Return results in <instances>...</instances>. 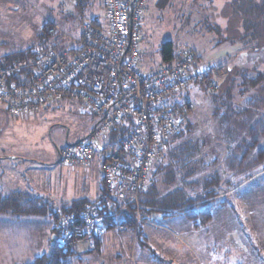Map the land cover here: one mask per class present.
<instances>
[{"label": "rangeland", "instance_id": "1", "mask_svg": "<svg viewBox=\"0 0 264 264\" xmlns=\"http://www.w3.org/2000/svg\"><path fill=\"white\" fill-rule=\"evenodd\" d=\"M101 1L0 0V57L37 46L38 36L44 32L45 20L73 37L79 36L84 21H94L106 27ZM228 1L171 0L159 7L156 0H148V9L139 29L140 68L148 72L164 65L160 49L165 41H171L175 49H193L200 58L199 66H229L233 72L250 66L247 58L240 59L243 53L250 51V37L242 34V28L238 33V19L228 15ZM214 23L218 24L217 30L211 29ZM45 38L46 41H56L53 36L45 35ZM258 67L263 69L264 65ZM204 93V88L187 87L172 95L178 101L177 105L182 106L186 99L189 105H194L193 113H186L183 105L185 115L182 116V120L186 119L191 124L192 131L208 121L204 112L207 109ZM97 119L76 99L49 104L28 116H10L0 108V187L4 193L27 190L35 195L52 191L53 188L47 185L45 188L42 179L40 182H25L33 175L32 171H27L38 168L43 174L35 176L45 175V178L50 177L53 171L65 172V168L58 164L55 170L43 172L39 164L54 166L59 159L57 149L65 144V140L74 142L86 138ZM232 120L236 125L235 118ZM238 125L236 133L239 132ZM114 145L109 134H105L94 142V149L107 155L109 147ZM211 150L214 153L212 158L217 162H208L205 169L220 173L222 150L220 146ZM96 158L94 156V162ZM165 161L162 158L155 165L156 171L166 164ZM251 162L250 156L245 159L242 169L245 175L242 177H237L236 166L228 170L232 173L228 177L221 171L222 176L225 175L221 188H231L220 192L218 198L225 199V203L214 207L207 225L194 227L183 217L166 218L158 211L150 212L145 222L147 213L142 211L138 197L139 208L136 205L133 208L140 220L141 242L133 230L119 226L115 230L104 231L94 248L89 240L76 245L79 260L75 264H264V165ZM10 173L22 176L24 182H12ZM246 176L249 177L238 181ZM236 182L241 183L236 185ZM38 198L57 214L55 220L48 213L43 215L44 223L55 225L63 212L56 210L50 196Z\"/></svg>", "mask_w": 264, "mask_h": 264}, {"label": "built area", "instance_id": "2", "mask_svg": "<svg viewBox=\"0 0 264 264\" xmlns=\"http://www.w3.org/2000/svg\"><path fill=\"white\" fill-rule=\"evenodd\" d=\"M102 6L106 27L84 21L79 36L73 37L45 20L44 33L56 38L52 45L33 50L28 59L0 61V108L8 115L28 116L49 104L76 99L100 117L84 140L59 150L65 166H87L95 155L94 142L131 120L124 138L103 155L107 199L98 198L78 213L58 217L55 240L62 253L102 236L112 201L120 209L139 208L137 199L149 170L161 157L165 139L177 131V117L183 111V105L166 107L169 96L193 83L209 93L219 88L217 71L199 66L188 49H177L171 63L154 70L140 68L139 29L148 0H102ZM139 221L136 214V225Z\"/></svg>", "mask_w": 264, "mask_h": 264}, {"label": "trees", "instance_id": "3", "mask_svg": "<svg viewBox=\"0 0 264 264\" xmlns=\"http://www.w3.org/2000/svg\"><path fill=\"white\" fill-rule=\"evenodd\" d=\"M170 1L156 0V6L163 7ZM228 6L230 11L228 15H234L238 19V29L236 28L238 33L240 34L242 28V34L247 38L250 37V51L243 53L240 59L247 58L251 65L240 67L234 72L229 66L215 67L216 81L219 84L216 94H209L200 83L189 86L205 89L207 109L204 112L208 121L206 125L192 131L191 124L186 119L182 120L185 113L181 112L182 115L177 121V131L169 134L172 136L168 135L163 143V152L158 162L163 158V160L166 159V164L161 168L159 166L157 171L156 167H153L151 177L139 195V203L144 214L158 211L166 218L182 216L194 227L205 226L211 218L214 207L225 203V199L218 196L222 190L227 192L231 188H221L223 187L221 180L225 175L228 177L232 174L228 170L236 166L235 170L238 169L239 173L235 172V174L237 177H242L245 175L242 170L243 163L249 156L253 163L264 165V68L258 67V65H264V0H229ZM91 22L93 25H98L94 21ZM211 29L217 30L218 24L214 23ZM43 33L38 36L37 46L13 51L0 57V61L7 63L28 59L33 50L45 49L52 45L54 42L46 41V34ZM177 49L171 41H165L161 45L160 58L164 65L173 61ZM182 49L192 51L199 64L200 58L193 49ZM173 94L169 96L166 107L178 104ZM189 104L187 99L183 101L186 113H193L194 105ZM231 118H235L236 125L239 124L238 133L235 132L236 125ZM130 121L129 119L127 123ZM127 125H119L110 131L112 143L116 144L118 140L124 138L128 132ZM219 146L222 150L220 160L223 164L221 171L225 173L224 176L221 171L220 173L209 172L205 169L208 162L212 164L217 162L216 158H212L214 153L211 149H217ZM208 158L212 159L207 160ZM160 177L162 178L159 180ZM240 183L236 182V185ZM99 198L107 199V196L103 194ZM112 202L114 208L106 210L104 230H115L122 226V228L133 230L137 240L141 242L140 227L135 223L136 213L133 205L120 209L118 203ZM84 204L80 200L74 201L62 212L63 214L78 213ZM53 211L47 204L45 205V202L30 193L9 192L6 194L0 187V214L20 217L48 213L55 220L57 214ZM57 220L58 218L55 224ZM53 235H56V228L53 229ZM99 240L100 237H97L92 241L98 245ZM78 260L74 249L62 253L54 239L53 244L49 243L47 252L23 264H75Z\"/></svg>", "mask_w": 264, "mask_h": 264}, {"label": "crops", "instance_id": "4", "mask_svg": "<svg viewBox=\"0 0 264 264\" xmlns=\"http://www.w3.org/2000/svg\"><path fill=\"white\" fill-rule=\"evenodd\" d=\"M98 26L103 27L100 25ZM99 120L100 117H98L97 121L94 123V126ZM84 139L85 137L79 138L74 142H67L65 140V144L72 145ZM120 140H118V142ZM118 142L115 144V146L118 144ZM62 147L57 149L58 154H59V150ZM103 155H105L104 151L95 152L94 156H97L96 158L97 161L94 162V159H92L87 166H81V165L74 167L65 166L60 162V159H58V162L54 166L48 164L46 165L39 164V166H41L40 169L43 170V172L44 170L46 171L53 169L55 170L56 167H58L56 166L57 164L61 167H64L65 172L57 170L56 172L53 171L51 176L48 178H45L44 177L45 175H43L42 177L41 176L36 177L35 175H37V173L40 175H42L43 173L41 174L38 168L35 169L31 168L30 170L27 171V173L29 171L30 172L32 171L33 175L29 173L32 175V177L30 180L26 179L25 182H32V183L40 182L39 180L42 179V182L45 183V188L46 185L49 188H53L51 189L52 191L49 192L47 191L46 193L44 192L34 193L35 194L34 196L36 197L41 195H43L44 197H46L47 195L50 196L52 198V201L54 202L55 205L54 207L57 208L56 210L64 211V209L70 206L72 202L77 200L84 202L85 203L84 206H85L86 204L93 202L94 200L98 199L104 194L103 186H102V170H101L103 163ZM159 160L160 159H157L153 162V165L149 170V174L147 176L146 182L150 179L151 171L153 170V167H155V165L158 163ZM9 175H10V179L11 177H13V179H11L12 182H24L22 176H17L15 173L14 174L10 173ZM30 190L33 191L34 188L31 189L30 187ZM75 191L78 192L76 195H73ZM19 192L30 193L31 195H33L30 191L27 190H19ZM71 192L72 194H70ZM68 195L70 197H68ZM148 214L144 216L145 222ZM43 215L45 214L14 217L9 214H0V264H23L30 261L33 257L48 251L50 238L53 235V229L55 228V225L52 224L49 226L46 225L44 223L45 216ZM50 218L53 219V217ZM104 231H105L104 233H106L107 230ZM89 241L92 242L93 248L97 246L94 244L92 240Z\"/></svg>", "mask_w": 264, "mask_h": 264}, {"label": "water", "instance_id": "5", "mask_svg": "<svg viewBox=\"0 0 264 264\" xmlns=\"http://www.w3.org/2000/svg\"><path fill=\"white\" fill-rule=\"evenodd\" d=\"M54 239H55V235H52L50 238V244H53Z\"/></svg>", "mask_w": 264, "mask_h": 264}]
</instances>
